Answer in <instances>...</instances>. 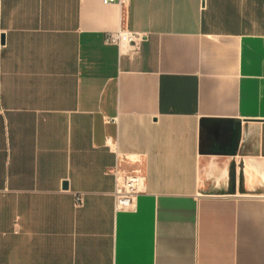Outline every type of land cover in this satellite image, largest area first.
I'll return each instance as SVG.
<instances>
[{
  "label": "crops",
  "instance_id": "obj_1",
  "mask_svg": "<svg viewBox=\"0 0 264 264\" xmlns=\"http://www.w3.org/2000/svg\"><path fill=\"white\" fill-rule=\"evenodd\" d=\"M1 36L0 264H264V0H0Z\"/></svg>",
  "mask_w": 264,
  "mask_h": 264
},
{
  "label": "built area",
  "instance_id": "obj_2",
  "mask_svg": "<svg viewBox=\"0 0 264 264\" xmlns=\"http://www.w3.org/2000/svg\"><path fill=\"white\" fill-rule=\"evenodd\" d=\"M102 3H115L120 6L127 5L129 0H101ZM142 34L136 32H128L125 30H117L107 34L106 43H118L121 39H127L133 43H138L142 38ZM106 172L111 174L114 179V189L112 192L114 200V210H129L134 208V197L141 190L143 184V176L134 170L132 173H126L115 167L107 168ZM75 206H80L83 201V193H73Z\"/></svg>",
  "mask_w": 264,
  "mask_h": 264
},
{
  "label": "water",
  "instance_id": "obj_3",
  "mask_svg": "<svg viewBox=\"0 0 264 264\" xmlns=\"http://www.w3.org/2000/svg\"><path fill=\"white\" fill-rule=\"evenodd\" d=\"M1 42H3V36L0 38ZM236 140H237V125L232 129L231 138L229 144L225 150V153L228 155H234L236 151ZM66 184H64L65 186Z\"/></svg>",
  "mask_w": 264,
  "mask_h": 264
}]
</instances>
